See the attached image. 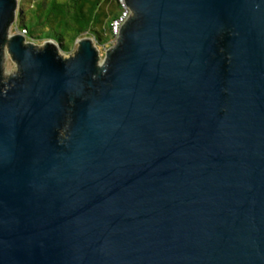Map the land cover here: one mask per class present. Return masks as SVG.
<instances>
[{
    "label": "water",
    "instance_id": "1",
    "mask_svg": "<svg viewBox=\"0 0 264 264\" xmlns=\"http://www.w3.org/2000/svg\"><path fill=\"white\" fill-rule=\"evenodd\" d=\"M125 5L63 58L0 0V264H264V0Z\"/></svg>",
    "mask_w": 264,
    "mask_h": 264
},
{
    "label": "trees",
    "instance_id": "2",
    "mask_svg": "<svg viewBox=\"0 0 264 264\" xmlns=\"http://www.w3.org/2000/svg\"><path fill=\"white\" fill-rule=\"evenodd\" d=\"M25 1V0H21ZM28 8H21L15 29L25 31L27 41L34 43L52 41L68 51L84 35H88L100 47L108 46L112 40L111 25L119 15L122 5L119 0H26ZM74 1V3H73ZM75 6L69 11V6ZM45 21L52 28L44 26ZM54 26L58 28L55 29ZM73 29L71 43H64L59 29Z\"/></svg>",
    "mask_w": 264,
    "mask_h": 264
},
{
    "label": "rangeland",
    "instance_id": "3",
    "mask_svg": "<svg viewBox=\"0 0 264 264\" xmlns=\"http://www.w3.org/2000/svg\"><path fill=\"white\" fill-rule=\"evenodd\" d=\"M67 1L69 2V1H72V0H67ZM61 2H64V0H61ZM73 3H74V1H73ZM19 8L20 9L22 8V9L26 10L28 8L27 1L26 0L25 1H21L19 3ZM75 9L76 8H75L74 5L68 7V10L69 11H74ZM44 26L47 28V30H48V28H52L51 23L48 22V21H45ZM14 28H15V25H14ZM14 28L12 29V32L11 33H14ZM54 28L58 30V28L56 26H54ZM59 30L62 32V34L64 36V43L66 45L70 44L71 43V37L75 33L74 30L73 29H70V28L69 29H63V30L62 29H59ZM81 38L83 39V38H91V37L88 36V35H84ZM93 42H94V40H93ZM41 43L42 42H38L37 44L40 45ZM94 44H95V46L99 50L100 58H103L104 57L105 50L107 48H109L110 46L100 47L95 42H94ZM59 47H60V45H59ZM76 49H77V43H74L72 45V47L70 49H68V51H62V50H60V55L63 58H68L69 56H71V55L74 54V52L76 51ZM3 69H4V73H5L6 76L12 75V74L16 73V71H17L16 65L10 60V57L7 54H6L5 58H4Z\"/></svg>",
    "mask_w": 264,
    "mask_h": 264
},
{
    "label": "built area",
    "instance_id": "4",
    "mask_svg": "<svg viewBox=\"0 0 264 264\" xmlns=\"http://www.w3.org/2000/svg\"><path fill=\"white\" fill-rule=\"evenodd\" d=\"M17 1H18V6H19V3L21 2V0H17ZM119 2L122 5V8H121L119 15L114 19V21L112 22V25H111L112 40L108 44V46H110V47L114 46V44L116 43V40L118 38V35L120 33L121 27L128 20V18L131 16L130 10L125 5V0H119ZM13 28H14V26H13ZM18 32H22L25 35V31H19L18 29L14 28V33H18Z\"/></svg>",
    "mask_w": 264,
    "mask_h": 264
}]
</instances>
